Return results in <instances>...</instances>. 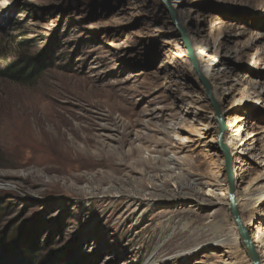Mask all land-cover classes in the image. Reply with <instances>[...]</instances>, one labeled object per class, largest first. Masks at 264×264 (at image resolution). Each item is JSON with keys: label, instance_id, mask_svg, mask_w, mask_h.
Instances as JSON below:
<instances>
[{"label": "rangeland", "instance_id": "1", "mask_svg": "<svg viewBox=\"0 0 264 264\" xmlns=\"http://www.w3.org/2000/svg\"><path fill=\"white\" fill-rule=\"evenodd\" d=\"M183 7L195 18V44L214 48L208 61L222 68L216 50L236 51L225 68L241 81L227 96L224 123L237 135L246 121L237 138L253 133L248 143L264 151V92L254 94L264 88V0ZM119 14L123 25L112 22ZM177 23L167 0H0L7 243L49 264H251L228 205L215 108ZM141 27L156 35L149 45L135 37ZM39 56L46 67L32 81L6 75L10 64ZM189 102L203 110L189 116L210 130L178 129H188L180 114ZM241 174L242 190L248 182L264 189L262 158H248ZM194 180L216 185L221 203L170 197ZM253 205L244 216L264 217V202ZM223 236L233 240L231 260L209 244Z\"/></svg>", "mask_w": 264, "mask_h": 264}, {"label": "bare ground", "instance_id": "2", "mask_svg": "<svg viewBox=\"0 0 264 264\" xmlns=\"http://www.w3.org/2000/svg\"><path fill=\"white\" fill-rule=\"evenodd\" d=\"M167 1L170 4V6L173 8L174 12L176 13L178 25L185 30V33L191 40V43L195 50V56L199 62V70L201 72V76L204 77L209 82L211 95L214 98L215 102L217 103V106L219 108V113L221 118L223 119V122L224 121L226 122L228 120L227 118L230 111L229 109H224V104L225 102H227L228 99L227 96L231 95L233 90H235L233 89V87L235 85H238L239 84L238 82L241 81V78L234 73L233 68H227V69L225 68L227 64L232 63L231 55H233V53L235 54L236 51H233L232 54L231 52H227L226 54H223L224 47L218 48V50H216L217 57L218 58L221 57L223 59L222 64H224V66L222 68L216 64L217 60H214L213 63L208 61V53L210 50H213L214 48L212 46L201 47L199 44L198 46L195 44L193 40L197 34L194 28L195 18L189 12L185 11V8L183 7V1L185 0H167ZM112 22L115 24L123 25V18L121 14L113 16ZM150 30L151 28L149 27H141V29L137 30L135 37L139 39V41L142 44L148 43L149 45L148 41H153L156 38V35H153V33H151ZM235 78H237V80ZM263 92H264L263 87L255 86L254 94L261 96ZM188 97L193 98L194 96L188 95ZM205 100L210 105H212L213 101L209 96V93L207 96H205ZM195 105L196 103L189 102V105L187 106L185 112L180 114V117L183 118V121L181 123L184 124V126H186L188 129L182 127V128H178L179 130L193 134V131L195 130L207 131L212 128L211 126L202 124L201 121H196L194 118H191L189 116L195 114L192 112L194 109L203 111L202 109L196 107ZM255 105H257V102ZM185 106L186 104L184 105V107ZM186 112H188V114H186ZM195 121L199 122V124L198 125L195 124ZM239 121L241 122V125L236 130L237 135L234 134L233 133L234 131L231 129V127L229 129V125L225 123V125H227L228 127H226V130L223 133V142L228 148L232 158L231 169L234 177V186H235L234 196L241 222L248 233L252 231L251 238H252V243L254 245V250L259 256L260 264H264V217L258 218L255 212L249 213L248 216L246 217L244 216V213H248L254 208L253 205L254 203L262 204L264 202V189L261 190L260 188H254V186L251 185L252 183L249 182L246 184L243 190H242L243 187L241 188V186L245 184V178L241 174L244 162L247 161L248 158L250 157L260 158V159L262 158V161L264 162V151H260L261 148L259 149L257 148V146H252L251 144L248 143V141L252 140V138L255 136L253 133L247 132L244 138L241 139L237 138V136H239L240 132L242 131V125L247 124L246 121L243 122V119H240ZM176 128L177 127L175 126L174 130H176ZM221 161H222L221 164L224 165V157L222 155H221ZM166 162H168L169 165H173V160L171 158L167 159ZM216 187H217L216 185L202 183L199 180H194V181H190V183L186 184L185 186L179 185V187H176V189L172 191L170 197L171 198L192 197L197 202H200L207 206L219 205L221 202H219V200L216 198V189H215ZM204 188H208L207 192L209 194L208 193L206 194L204 192L203 190ZM210 196L211 198H208ZM228 205H229V200H228ZM182 212H187V211H182ZM215 215H218V212H216ZM256 224H258L256 229L257 231H253V228L255 227ZM232 241H233L232 239L225 238V236H223L212 239L209 242V244L212 247L220 250V252L222 251L221 258H228L231 260V253L233 251H229V249L231 248ZM223 264H235V263L227 262L224 260Z\"/></svg>", "mask_w": 264, "mask_h": 264}, {"label": "trees", "instance_id": "3", "mask_svg": "<svg viewBox=\"0 0 264 264\" xmlns=\"http://www.w3.org/2000/svg\"><path fill=\"white\" fill-rule=\"evenodd\" d=\"M45 67V59L42 56L25 58L10 64L6 75L18 82H30L39 76ZM3 234L6 235V232L0 233V236ZM8 240L6 237L0 239V264H49L48 261L38 263L41 257L27 250L28 246L15 241L7 243Z\"/></svg>", "mask_w": 264, "mask_h": 264}, {"label": "water", "instance_id": "4", "mask_svg": "<svg viewBox=\"0 0 264 264\" xmlns=\"http://www.w3.org/2000/svg\"><path fill=\"white\" fill-rule=\"evenodd\" d=\"M178 28H181V32L183 33L184 39L186 40V43L190 49V51L192 52V55L194 57V60L198 66L199 69V62L195 56V50L193 48V45L191 43V40L189 39V37L187 36V34L185 33V30L177 23ZM204 83L207 87L209 96L211 97L212 101H213V105L215 108V117H216V122L219 126L218 129V135H217V145L219 147V150L221 152V154L224 157V169H225V173L227 176V180H228V185H229V193H228V200H229V209H230V213L233 217V221L237 227V231L239 233V236L242 240V243L244 245V247L246 248L250 258H251V264H260V260H259V256L257 255V253L254 250V245L252 243V238L249 235V233L246 231V229L244 228L240 216H239V212L237 209V205L235 202V196H234V177H233V173H232V169H231V162H232V158L230 155V152L228 150V148L226 147V145L223 142V133L226 130V125L223 122V119L220 116L219 110H218V106L217 103L215 102L214 98L211 95V91H210V84L209 82L203 77Z\"/></svg>", "mask_w": 264, "mask_h": 264}]
</instances>
